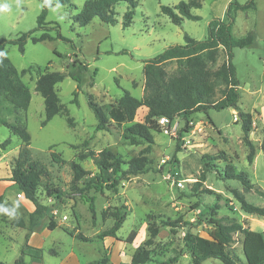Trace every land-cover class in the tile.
I'll return each mask as SVG.
<instances>
[{
	"label": "rangeland",
	"instance_id": "1",
	"mask_svg": "<svg viewBox=\"0 0 264 264\" xmlns=\"http://www.w3.org/2000/svg\"><path fill=\"white\" fill-rule=\"evenodd\" d=\"M48 2L46 27L52 28L50 40L26 41L24 52L9 44L4 53L18 69L31 65L40 72L48 68L67 71V64L77 57L88 64L86 82L80 90L69 76L55 87L59 104L64 110L46 124L45 104L35 90V72L22 76L31 93L25 117L30 134L31 159L45 164L49 178L43 179L37 190V197L43 204L55 203V208L43 219L42 229L52 219L59 224L53 230L46 229L44 245L39 260L25 256V264H123L131 261L135 249L147 238V227L160 219L181 218L186 223L171 231L161 226L152 248L151 260L145 264H192L185 243V233L194 232L208 237L211 217L233 218L250 229L264 232V215L248 213L241 208L233 189L243 192L246 200L264 207V0H256L255 9L238 10L234 14L232 34L242 37L252 33L253 41L245 47L233 48V64L239 80L241 111L250 112L252 125L248 133L255 152L248 161L249 148L243 141V132L238 111L231 108L210 109L207 114L193 113L187 119L181 116L170 121L168 131L160 124L152 130L154 143L148 154L146 171L128 178L119 179L117 190L104 187L102 191L91 188L88 193L94 197L96 217L93 219L85 201L76 192V186H83L87 177L73 182V171L69 165L78 161L92 174L97 168L89 158L78 160L76 154L87 149L99 151L110 149L124 161L136 156L145 143L131 144L122 137L123 130L133 122H143L147 107L137 109L132 122L120 127L112 124L109 129H98L97 120L88 105V94L108 109L122 95L123 89L140 98L143 94L144 61L155 57L166 47L183 44L184 34L196 40H203L208 33L209 22L225 18L227 6L232 0H200L201 6L193 8L192 14L198 19L184 18L180 25L174 24L161 12L160 5L174 6L188 0H137V6L129 26L122 25L126 2L115 5L116 23L109 24L93 18L86 25H79L74 16L86 0H71L72 6ZM240 4L248 0H234ZM43 3L40 0H0V37L14 38L37 26V17ZM57 31L62 38L57 37ZM38 30L34 35L41 34ZM226 59L220 50L216 67ZM175 62L166 64L171 72ZM96 69L94 85L88 81ZM77 91V102H74ZM1 116L13 122L9 112L11 104L3 99ZM66 110V111H65ZM67 118H71V125ZM10 138L6 149L0 148V178H10L14 159L18 154L21 140L12 135L6 126L0 125V143ZM55 152L64 162L52 160ZM233 167L243 171L252 184L249 191L237 179L225 178L224 171ZM123 169L127 166L122 165ZM119 174L116 175V178ZM61 194L56 202L49 196L45 182ZM26 198L16 185L4 188L0 202V264H13L21 254L26 242V229L12 225L14 219H23L27 224L29 211ZM121 208L125 215L116 237H103L100 232L110 228L113 218H102L101 212L108 213ZM5 209L7 211H5ZM66 216L64 219L63 217ZM134 233L131 241L127 240ZM80 233L81 238H76ZM240 233L234 234L233 246L241 252ZM70 254V259L67 255ZM201 264H222L216 258H208Z\"/></svg>",
	"mask_w": 264,
	"mask_h": 264
},
{
	"label": "trees",
	"instance_id": "2",
	"mask_svg": "<svg viewBox=\"0 0 264 264\" xmlns=\"http://www.w3.org/2000/svg\"><path fill=\"white\" fill-rule=\"evenodd\" d=\"M40 1H42L43 7L37 17L35 28L22 32L14 38L0 37V53H2L0 55V125L6 126L12 135L18 136L21 140L9 180L35 207L28 214L27 224L23 219H14L11 222L16 227L27 228L26 242L21 249V254L13 264H25V256H29L32 260L40 259L42 249L29 245L27 238L30 233L43 226V219L56 206L55 203L43 204L37 197V190L41 185V181L48 179L50 173L45 164L31 159L30 134L26 127L25 117L20 116V110L26 111L29 106L31 93L23 82L22 76L26 73H36L35 90L40 93L45 104V118L42 123L46 124L64 110L59 104L55 89L56 85L65 76H69L77 83V90H80L86 82L85 73L88 70V64L77 57L70 64H67L66 72L48 70V68L40 72L39 67L36 65L18 70L4 53L5 46L9 44L17 46L18 50L23 53L28 39H31L34 43L52 39L49 31L52 28L57 29L58 25L51 28L46 27L49 23L46 21L48 2L46 0ZM121 1L127 3L122 25L124 27L129 26L132 22L134 9L137 6V0H86L73 19L79 25H86L93 18L114 24L117 21L114 7ZM54 3L72 6L71 0H55ZM200 6V0H188L181 1L174 6L160 5V9L174 24L180 25L184 18L198 19V16L192 14L191 10ZM255 7L256 0H248L243 4L232 0L227 6L225 18L209 22L205 39L196 40L188 34H184L183 44L170 45L155 57L145 60L143 65V94L140 98L123 89L119 100L108 109H105L103 105L94 100L91 94H88V105L96 117V127L98 129H109L112 124L120 127L124 123L133 121L139 107L145 106L148 109L143 122L131 123L124 128L122 133V137L131 144H146L136 156L124 161L107 148L99 151L87 149L85 152H78L76 154L78 160L89 158L93 161L98 170L94 174L83 168L78 161L72 160L69 162L73 171V182L77 183L82 178L87 177L83 186H76L75 190L80 197L88 202V208L93 219L96 217L94 197L90 196L88 191L91 188L102 191L104 187L115 191L119 179L146 171V166L149 163L148 154L151 145L154 143L152 130L159 127L157 118L160 116L167 117L170 120L177 116L187 119L196 112L207 114L210 109L219 111L231 108L236 110L240 113L239 120L243 132V141L249 148L248 161L253 160L255 147L248 137L252 125V115L250 112L240 110V84L232 61L233 48L248 46L253 41V35L248 32L242 37H235L232 34V24L236 11L255 9ZM38 30L42 31L41 34L34 35ZM57 37L62 38L59 31H57ZM220 50L224 52L226 59L213 67ZM169 62H175L176 64L175 69L171 72L166 69V64ZM95 74L96 69L88 81L89 86L94 85ZM73 93V101L77 102L78 92L74 91ZM3 99L7 100L12 106L9 112L14 115L13 122L1 116ZM67 122L71 125V118H67ZM9 144L10 138H7L0 143V148L6 149ZM51 157L54 162H64L61 156L55 152H52ZM123 164L127 166L125 169L122 167ZM118 174L119 177L116 178ZM223 177L239 180L245 191L252 188L247 174L243 171L236 172L231 166L225 169ZM44 187L49 196L54 195L56 202L61 198L59 191L50 187L49 182L46 181ZM233 194L244 211L264 215V207L248 202L242 191L233 189ZM108 215L113 218V224L110 228L99 233L100 238L116 237V233L125 219L121 208H115L109 213L106 209L101 212L103 219ZM181 223L186 222L181 218L169 219L163 217L159 223L151 222L147 227V238L135 249L131 261L123 264H145L150 261L152 248L160 227L168 226L173 232L176 228L182 226ZM210 224L212 228L209 230L208 237L191 231L185 233L184 239L192 264H201L208 258H216L222 264H264V232L250 229L248 226H244L235 219L228 217H211ZM45 227L53 230L56 227V222L50 219ZM236 233L242 235L240 253L232 245ZM75 236L76 238L82 237L80 233ZM133 237L134 233L132 232L127 240L131 241Z\"/></svg>",
	"mask_w": 264,
	"mask_h": 264
},
{
	"label": "crops",
	"instance_id": "3",
	"mask_svg": "<svg viewBox=\"0 0 264 264\" xmlns=\"http://www.w3.org/2000/svg\"><path fill=\"white\" fill-rule=\"evenodd\" d=\"M9 179H10L9 177L8 178H0V197L2 196L4 188L8 189V188L13 186V182ZM25 206L29 212L33 211L35 208L34 204L28 199H26ZM56 227H59L58 223H56ZM46 229H48V228L45 227L44 229H42V232L40 230V231H33L32 233H30L29 237L27 238L28 244L31 246H34V247H39V248L42 247L44 245V238H45V234H46ZM25 231L27 232V229ZM67 257L70 259L71 255L68 254ZM71 261H72L71 262L72 264H78V260L76 261L74 259H71Z\"/></svg>",
	"mask_w": 264,
	"mask_h": 264
},
{
	"label": "built area",
	"instance_id": "4",
	"mask_svg": "<svg viewBox=\"0 0 264 264\" xmlns=\"http://www.w3.org/2000/svg\"><path fill=\"white\" fill-rule=\"evenodd\" d=\"M158 123L160 124V126L165 130L168 131V127L170 126V119L164 116H160L157 118ZM64 219L66 218V216L63 217Z\"/></svg>",
	"mask_w": 264,
	"mask_h": 264
},
{
	"label": "clouds",
	"instance_id": "5",
	"mask_svg": "<svg viewBox=\"0 0 264 264\" xmlns=\"http://www.w3.org/2000/svg\"><path fill=\"white\" fill-rule=\"evenodd\" d=\"M0 55H2V53H0ZM5 211H7V210L5 209Z\"/></svg>",
	"mask_w": 264,
	"mask_h": 264
},
{
	"label": "water",
	"instance_id": "6",
	"mask_svg": "<svg viewBox=\"0 0 264 264\" xmlns=\"http://www.w3.org/2000/svg\"><path fill=\"white\" fill-rule=\"evenodd\" d=\"M238 115H240V113L238 112Z\"/></svg>",
	"mask_w": 264,
	"mask_h": 264
}]
</instances>
